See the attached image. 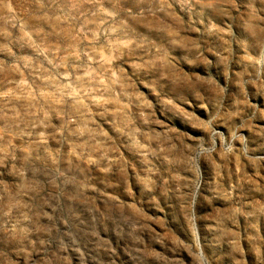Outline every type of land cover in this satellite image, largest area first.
<instances>
[{"label": "rangeland", "instance_id": "rangeland-1", "mask_svg": "<svg viewBox=\"0 0 264 264\" xmlns=\"http://www.w3.org/2000/svg\"><path fill=\"white\" fill-rule=\"evenodd\" d=\"M0 264H264V0H0Z\"/></svg>", "mask_w": 264, "mask_h": 264}]
</instances>
